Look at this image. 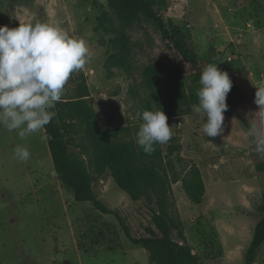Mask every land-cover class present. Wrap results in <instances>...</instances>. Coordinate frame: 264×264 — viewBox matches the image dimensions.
I'll return each mask as SVG.
<instances>
[{
  "label": "rangeland",
  "instance_id": "1",
  "mask_svg": "<svg viewBox=\"0 0 264 264\" xmlns=\"http://www.w3.org/2000/svg\"><path fill=\"white\" fill-rule=\"evenodd\" d=\"M105 4L0 0V28L58 24L92 52L91 63L66 85L53 121L96 197L114 212L74 200L58 177L45 129L21 140L0 126V264H188L175 248L193 264H243L264 200V158L247 135L260 121L254 101L255 87L264 83V0ZM152 13L178 33L195 64L166 44ZM213 64L234 83L224 133L216 139L202 132L207 117L192 110L201 87L193 75ZM145 111H163L173 131L150 156L136 142ZM107 129L137 155L131 161L123 155L114 173L101 162ZM17 147L29 151L27 163L13 159ZM149 166L156 172L150 181L143 170ZM133 183L131 196L123 186ZM141 238L176 247L132 242ZM251 264H264V242Z\"/></svg>",
  "mask_w": 264,
  "mask_h": 264
},
{
  "label": "clouds",
  "instance_id": "2",
  "mask_svg": "<svg viewBox=\"0 0 264 264\" xmlns=\"http://www.w3.org/2000/svg\"><path fill=\"white\" fill-rule=\"evenodd\" d=\"M92 58L86 41L70 37L58 24L20 23L15 29L0 28V126L18 133L21 140L40 133L55 118L54 109L72 75L83 72ZM199 84L198 106L192 110L207 117L202 132L216 139L224 133L226 100L233 83L227 72L209 65ZM255 88L260 121L247 135L254 142L255 154L264 158V83ZM142 120L136 142L150 156L155 145H165L173 138V131L163 111H145ZM13 159L27 163L30 153L17 147Z\"/></svg>",
  "mask_w": 264,
  "mask_h": 264
},
{
  "label": "trees",
  "instance_id": "3",
  "mask_svg": "<svg viewBox=\"0 0 264 264\" xmlns=\"http://www.w3.org/2000/svg\"><path fill=\"white\" fill-rule=\"evenodd\" d=\"M151 20L156 26L157 30L161 33L163 40L173 51H175L180 56L181 60L187 64H191V65L195 64V60L189 57L186 47L182 42L181 38L179 37L178 33L174 29H171L168 25H166V23L162 20L159 14L152 13ZM217 68L222 72H227L233 83V79L229 74V72L226 71V69L219 67ZM202 72L203 71H200L199 73H195L193 75L194 83H196L199 86H200L199 81ZM233 89H234V83L232 90ZM226 103L229 105L232 103L231 92L227 97ZM44 129L51 138V141L49 143V150L58 177L71 189L74 200L76 202L88 201L93 205V207L97 211L101 212L102 214H113L114 212L111 209H109L94 194L91 188V178L86 173L85 169L80 165H78L77 163H75L70 158L68 153V142L60 126H58L52 120L51 123L48 126H46ZM114 137H115V131L110 129L105 130L102 133V144L100 147L101 162L103 166L109 167L113 171V173L117 172L120 169V160L123 155H125V157L129 159V161L137 159V155L132 148L126 145H121L120 143H116ZM116 148L118 150L117 154L113 156L112 151L115 150ZM143 170L145 172L148 181H150L151 171L152 172L154 171V173L156 174L154 167L152 166L144 167ZM136 172H138V170H136ZM138 181H139V177L134 176L133 182L137 183ZM135 183L131 185L123 186L124 189L131 196H134ZM257 210L259 213V219L254 226L253 235L249 243V246L244 251L243 264H251L252 262H254L257 250L264 242V200ZM124 229L126 232L125 227ZM126 236L129 237L128 233H126ZM132 242L136 244H142L150 248H154L164 244L173 245L174 247H176L175 244L170 243L169 241L164 243V241L159 240L157 238H141L138 240H133ZM175 250L177 251V254L179 255L181 261H185L188 264L195 263L194 258L191 255H189L187 251L181 250L179 248H175Z\"/></svg>",
  "mask_w": 264,
  "mask_h": 264
}]
</instances>
